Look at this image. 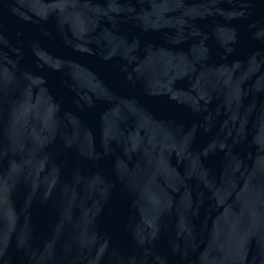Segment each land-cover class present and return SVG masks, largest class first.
<instances>
[{"label": "water", "instance_id": "95a60500", "mask_svg": "<svg viewBox=\"0 0 264 264\" xmlns=\"http://www.w3.org/2000/svg\"><path fill=\"white\" fill-rule=\"evenodd\" d=\"M0 264H264V0H0Z\"/></svg>", "mask_w": 264, "mask_h": 264}]
</instances>
